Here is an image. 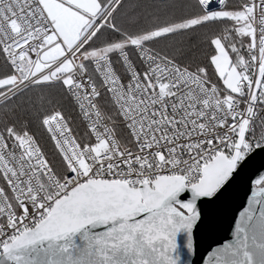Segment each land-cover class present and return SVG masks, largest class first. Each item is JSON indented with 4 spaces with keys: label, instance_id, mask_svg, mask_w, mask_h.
<instances>
[{
    "label": "snow or ice",
    "instance_id": "6c2138e0",
    "mask_svg": "<svg viewBox=\"0 0 264 264\" xmlns=\"http://www.w3.org/2000/svg\"><path fill=\"white\" fill-rule=\"evenodd\" d=\"M216 3L0 0V104L36 90L0 112V264H194L201 205L264 159V0ZM248 186L201 264H264V163Z\"/></svg>",
    "mask_w": 264,
    "mask_h": 264
},
{
    "label": "water",
    "instance_id": "95a60500",
    "mask_svg": "<svg viewBox=\"0 0 264 264\" xmlns=\"http://www.w3.org/2000/svg\"><path fill=\"white\" fill-rule=\"evenodd\" d=\"M213 9H218L216 6ZM264 163L260 156L248 161L241 170L240 176L213 203L202 204L205 212V222L197 231V251L190 259L194 264H201L209 244L214 240L229 238L234 217L246 206L249 194L248 176L250 172Z\"/></svg>",
    "mask_w": 264,
    "mask_h": 264
},
{
    "label": "trees",
    "instance_id": "16d2710c",
    "mask_svg": "<svg viewBox=\"0 0 264 264\" xmlns=\"http://www.w3.org/2000/svg\"><path fill=\"white\" fill-rule=\"evenodd\" d=\"M182 0H122L123 7L120 9L118 18L122 21H127L132 18L141 17L143 23L147 24L149 22V17L152 13L159 12L161 18H169L166 13L169 10H165L163 7L157 8L156 6H162L169 3H180ZM233 2V0H227L226 3ZM216 27H222L223 25H214ZM181 37L175 38L176 42L181 41ZM172 41H162L160 46H163L164 43H171ZM36 90L26 93L23 97H18L17 100L13 101L11 104L4 106L0 104V112L4 111L5 108L11 109L15 105L19 104L20 101L27 100L29 97L34 98ZM70 107V106H69ZM34 133L38 138L39 142L45 144L46 149L51 153L55 151L54 144L47 138L46 129L42 127H34Z\"/></svg>",
    "mask_w": 264,
    "mask_h": 264
},
{
    "label": "built area",
    "instance_id": "2783aa9c",
    "mask_svg": "<svg viewBox=\"0 0 264 264\" xmlns=\"http://www.w3.org/2000/svg\"><path fill=\"white\" fill-rule=\"evenodd\" d=\"M226 2H227V0H226ZM210 5H211V7L216 6L218 8L216 0H210Z\"/></svg>",
    "mask_w": 264,
    "mask_h": 264
},
{
    "label": "rangeland",
    "instance_id": "374dc122",
    "mask_svg": "<svg viewBox=\"0 0 264 264\" xmlns=\"http://www.w3.org/2000/svg\"><path fill=\"white\" fill-rule=\"evenodd\" d=\"M218 10V9H217Z\"/></svg>",
    "mask_w": 264,
    "mask_h": 264
}]
</instances>
